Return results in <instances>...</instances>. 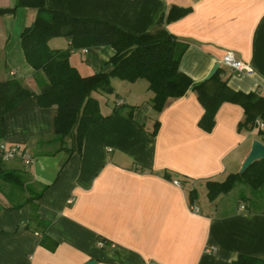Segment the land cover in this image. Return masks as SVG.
Returning a JSON list of instances; mask_svg holds the SVG:
<instances>
[{
    "label": "crops",
    "instance_id": "1",
    "mask_svg": "<svg viewBox=\"0 0 264 264\" xmlns=\"http://www.w3.org/2000/svg\"><path fill=\"white\" fill-rule=\"evenodd\" d=\"M15 2L0 0V9H12ZM45 4L134 35L173 36L184 48L179 70L193 83H200L226 53H232L251 74L236 76L219 64L225 71L222 79L229 77L227 86L264 96V0ZM172 7L189 12L158 26ZM35 15V10L18 9L0 16V83L14 80L39 93L42 78L26 63L20 42ZM48 46L66 50L70 40L53 39ZM113 54L109 47L75 50L69 63L84 77L109 73ZM111 87V95L92 94L104 119L87 132L80 153L68 159L64 152L40 155L54 148L36 145L52 136L55 108L41 109L29 98L6 114L0 145L19 147L33 162L27 167L18 159L0 161V264H232L239 256L264 260V210L244 204L219 210L223 196L214 203L206 197L205 208L197 200L198 213L189 209L190 190L206 191V182H223L237 173L252 143L260 142L257 130H238L242 108L223 104L213 130L205 133L198 127L204 111L193 92L156 113L144 80L111 79ZM114 107L122 108L120 114L113 113ZM128 107L133 108L131 118ZM4 172L13 174L7 177L12 181L3 180ZM165 172L171 180L163 177ZM31 205L42 224L31 222L28 231Z\"/></svg>",
    "mask_w": 264,
    "mask_h": 264
},
{
    "label": "trees",
    "instance_id": "2",
    "mask_svg": "<svg viewBox=\"0 0 264 264\" xmlns=\"http://www.w3.org/2000/svg\"><path fill=\"white\" fill-rule=\"evenodd\" d=\"M18 9H32L37 12L34 22L23 29L20 36L21 48L26 63L39 75L40 92L34 93L14 80L0 83V140L5 136V116L19 104L29 98H35L41 109L55 108L54 130L51 137L37 140L39 149L52 147L50 156L59 152L67 154V159L80 153L87 132L104 119L99 110L98 100L93 93L111 95V79L127 83L144 80L153 94L151 107L160 113L169 101L183 98L187 92L195 93L203 108L198 127L205 133H211L215 125V115L223 104H232L242 108L244 119L238 124V130L258 128L264 124V96L254 93L235 92L227 86L229 77L220 68L207 82L193 81L179 70V62L184 48L168 34L134 35L123 29L93 18H76L65 13L49 9L45 0H16L12 9H0V16L13 13ZM189 10L172 7L158 26L171 24L185 18ZM57 38L70 40L66 50H52L48 43ZM109 47L114 51L109 60V73L81 76L69 63L75 50ZM129 108V107H128ZM122 108L114 107L113 113L120 114ZM133 108H129L127 118H131ZM158 124L154 125L153 135ZM261 144H264V131L258 128ZM67 161L62 166L65 167ZM61 168V169H62ZM12 173H3V180ZM163 177L172 179L170 173ZM237 184H242L252 192L264 190V160L254 162L242 174H229L223 182L208 181L204 187L209 203L228 195ZM39 197H37L38 199ZM198 195L195 190L188 193L189 207L196 206ZM245 200V198H244ZM197 207V206H196ZM30 223H41L36 206L31 205ZM46 226V225H45ZM232 264H264V260L239 256Z\"/></svg>",
    "mask_w": 264,
    "mask_h": 264
},
{
    "label": "built area",
    "instance_id": "3",
    "mask_svg": "<svg viewBox=\"0 0 264 264\" xmlns=\"http://www.w3.org/2000/svg\"><path fill=\"white\" fill-rule=\"evenodd\" d=\"M224 69L229 70L232 74L236 76H240L242 74H251V69L246 66L244 63L236 60L232 53H226L223 57L221 63ZM257 126L260 130L264 131V124L257 123ZM21 160V163L24 166L29 167L33 160L30 156L25 155V152L21 150L17 146L1 144L0 145V161L1 162H10L14 160ZM173 184L177 187H180V183L178 181H174ZM191 213H198V208L196 206H191L190 208ZM241 209H243L241 207ZM99 247H103L104 244L99 242Z\"/></svg>",
    "mask_w": 264,
    "mask_h": 264
},
{
    "label": "rangeland",
    "instance_id": "4",
    "mask_svg": "<svg viewBox=\"0 0 264 264\" xmlns=\"http://www.w3.org/2000/svg\"><path fill=\"white\" fill-rule=\"evenodd\" d=\"M254 130H257L256 138L260 139L258 134V128L255 127ZM7 165L8 164H6L5 167H7ZM197 192L199 205L205 208L207 202L209 203V201H205L206 191L203 188L199 189V187H197ZM239 204L247 205L248 208L251 210H264V190L255 193L250 191L249 188H247L246 186L242 184H237L228 195L223 196L222 204L219 206V210H222V207L224 208V210L230 208L233 209L239 206Z\"/></svg>",
    "mask_w": 264,
    "mask_h": 264
},
{
    "label": "water",
    "instance_id": "5",
    "mask_svg": "<svg viewBox=\"0 0 264 264\" xmlns=\"http://www.w3.org/2000/svg\"><path fill=\"white\" fill-rule=\"evenodd\" d=\"M218 69H219V64L214 65L210 73L207 75V77H204L201 83L209 81L215 75ZM260 160H264V144H261V142L259 141H254L252 143L251 150L247 158L244 160L240 170L238 171V174L244 173L254 162ZM86 264H96V262L89 261Z\"/></svg>",
    "mask_w": 264,
    "mask_h": 264
}]
</instances>
